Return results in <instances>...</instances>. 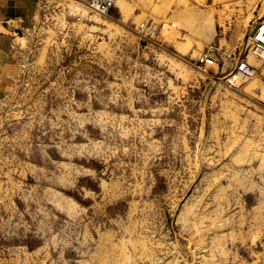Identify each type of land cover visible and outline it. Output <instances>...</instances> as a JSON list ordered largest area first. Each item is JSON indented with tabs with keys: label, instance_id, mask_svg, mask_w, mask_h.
<instances>
[{
	"label": "rangeland",
	"instance_id": "374dc122",
	"mask_svg": "<svg viewBox=\"0 0 264 264\" xmlns=\"http://www.w3.org/2000/svg\"><path fill=\"white\" fill-rule=\"evenodd\" d=\"M34 1L0 264H264V0Z\"/></svg>",
	"mask_w": 264,
	"mask_h": 264
},
{
	"label": "crops",
	"instance_id": "0c3cea01",
	"mask_svg": "<svg viewBox=\"0 0 264 264\" xmlns=\"http://www.w3.org/2000/svg\"><path fill=\"white\" fill-rule=\"evenodd\" d=\"M35 8L34 0H0V89L15 71L10 56L12 37L33 24Z\"/></svg>",
	"mask_w": 264,
	"mask_h": 264
},
{
	"label": "built area",
	"instance_id": "2783aa9c",
	"mask_svg": "<svg viewBox=\"0 0 264 264\" xmlns=\"http://www.w3.org/2000/svg\"><path fill=\"white\" fill-rule=\"evenodd\" d=\"M262 25H264V20H262V22L260 23V27H259L253 41H254V43H256V45L258 44V45H261L264 47V39L259 38L260 34H262L264 36V31H262V32L260 31V28L262 27Z\"/></svg>",
	"mask_w": 264,
	"mask_h": 264
},
{
	"label": "bare ground",
	"instance_id": "6f19581e",
	"mask_svg": "<svg viewBox=\"0 0 264 264\" xmlns=\"http://www.w3.org/2000/svg\"><path fill=\"white\" fill-rule=\"evenodd\" d=\"M260 31L262 32V31H264V25H262V27L260 28ZM259 38H262V39H264V36L262 35V34H260L259 35ZM254 50L257 52V53H259L260 55L262 54V55H264V47L263 46H261V45H256V49L254 48ZM244 77V76H243ZM245 78V77H244ZM247 79V78H246ZM189 210V209H188Z\"/></svg>",
	"mask_w": 264,
	"mask_h": 264
}]
</instances>
